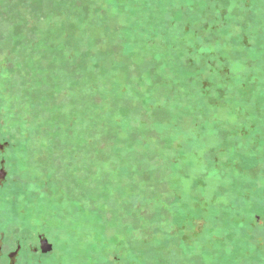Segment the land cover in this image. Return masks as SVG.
I'll return each instance as SVG.
<instances>
[{"label":"rangeland","instance_id":"obj_1","mask_svg":"<svg viewBox=\"0 0 264 264\" xmlns=\"http://www.w3.org/2000/svg\"><path fill=\"white\" fill-rule=\"evenodd\" d=\"M30 1L0 0V208L47 234L41 264H238L236 236L264 212V0L234 44L211 38L222 88L190 57L205 1L38 0L40 19ZM21 8L32 38L13 32ZM187 74L210 80L205 109Z\"/></svg>","mask_w":264,"mask_h":264},{"label":"trees","instance_id":"obj_2","mask_svg":"<svg viewBox=\"0 0 264 264\" xmlns=\"http://www.w3.org/2000/svg\"><path fill=\"white\" fill-rule=\"evenodd\" d=\"M86 1V0H84ZM164 0H156V4H161ZM171 0L167 1V4L169 3V5H167V7L165 8L166 11H168L171 8ZM193 3L190 2V4H193L196 8H199L198 6L200 5L199 2H206L208 8L205 11V16L203 18V20H199V22H195L196 19L193 20V17L196 18V15L193 14L192 15H188V22H192L195 26L194 30H198V35L195 37V43H193L192 48L189 50L190 51V57L192 58V60L194 61V63H202L203 62V66L205 67L206 70L212 71V75L214 76H218V87L222 88L223 83L225 81H228V79L230 77H228V75L223 74L222 69L225 67L226 62H219L217 57L212 56V45L214 44L213 41L211 40L212 37H214V40H218L219 38H221V43L222 46H229L230 42L231 45L232 43L234 44L235 40H236V36L235 34H232V27L236 24V25H242L246 20L245 18L249 19L250 16L251 17H257V14L253 15L254 12L251 13V6L252 3L254 2L253 0H237L239 2L238 5V9L243 13L242 15H240V18H238L235 13H231L226 6L227 1H233L235 2L236 0H192ZM46 4V3H45ZM45 4L42 1H38V0H33L30 1L29 3V9H30V16L33 17H37L38 19L40 18H44L43 13L45 12L44 6ZM74 7L76 6L75 2L71 1L68 2L66 0H54L51 1V5L57 7V8H67L68 5H73ZM104 4H109V2L107 0H101V5L100 8L104 9ZM73 7V6H72ZM18 8V7H17ZM98 8V9H100ZM21 14H19L20 17L15 16L14 13V33H21V31H26V35L30 36V38H32V35L34 33H36L33 29H34V24L33 22L30 23L29 22V18L26 17V8H21ZM258 10V9H257ZM38 12L42 11V15H40ZM20 12V11H18ZM244 15V16H243ZM189 17H190V21H189ZM264 16H259L257 17V21L261 18H263ZM25 19V22H24ZM28 20V21H27ZM86 20V19H85ZM85 20L82 18L80 21H78V23H75V27L82 28L85 24ZM248 21V20H247ZM191 23V24H192ZM263 24V23H262ZM73 25V24H72ZM153 26H155V24H153ZM170 27L172 26V23L167 22L165 25H163V27ZM152 29V28H150ZM29 30V32H28ZM157 30V29H156ZM166 30V32H165ZM168 29H160V32H165L167 33ZM152 39H156L158 37V33L155 32L153 34H151ZM167 37V36H166ZM197 38V39H196ZM20 39V38H19ZM199 39H201L203 41V46L197 44V41L199 42ZM97 41H99L97 39ZM31 43H36L33 40H31ZM167 46V45H166ZM172 50V49H171ZM86 57H90L89 59H91V56L89 54H85ZM97 56V55H96ZM85 57V58H86ZM187 73V72H186ZM189 76V79L191 81H194V85L196 87L197 90V94L199 95V98L201 99L200 101L203 103L201 104L202 108H206L205 104H209V100H207L205 98L206 96H209L212 93V90L214 88H211L210 83L209 85H207V82L209 79L207 77H203L202 74H198V75H190L187 74ZM231 79V78H230ZM210 81V80H209ZM217 83V82H216ZM218 91L220 92V99H223V97L225 96L226 99L229 98V100L233 101V94L232 95H226L224 92H222L220 89H218ZM96 89L95 92L93 94V98H94V104L93 106L96 104V100H95V95H96ZM128 117V116H126ZM126 118H124L123 120L125 122L122 121H117L115 119H113L111 126H114L116 129V132L111 133L114 137H116V133H117V128L118 126H122L123 123H126ZM150 131V130H149ZM110 134V133H108ZM135 134V133H134ZM134 138L137 139V137L135 135H133Z\"/></svg>","mask_w":264,"mask_h":264},{"label":"flooded vegetation","instance_id":"obj_3","mask_svg":"<svg viewBox=\"0 0 264 264\" xmlns=\"http://www.w3.org/2000/svg\"><path fill=\"white\" fill-rule=\"evenodd\" d=\"M7 178L8 171L0 165V193L1 185ZM254 194L257 195L255 191ZM261 199L257 196L254 203H261ZM19 216L16 209L8 212L5 208H0V264H41L43 259L52 252L53 243L47 234L40 230H35L37 234L34 238L29 219H20ZM257 222L261 226L257 227ZM249 226L251 229L247 228L244 234L236 236L237 263L240 264V257H243L247 259V264H251L252 260L253 264H264V212H257L255 220L248 221ZM39 227L44 228L43 225ZM49 245L51 249L46 250Z\"/></svg>","mask_w":264,"mask_h":264},{"label":"water","instance_id":"obj_4","mask_svg":"<svg viewBox=\"0 0 264 264\" xmlns=\"http://www.w3.org/2000/svg\"><path fill=\"white\" fill-rule=\"evenodd\" d=\"M49 249H51V245H49V247L46 250H49Z\"/></svg>","mask_w":264,"mask_h":264}]
</instances>
